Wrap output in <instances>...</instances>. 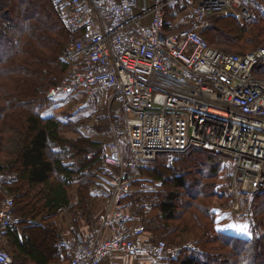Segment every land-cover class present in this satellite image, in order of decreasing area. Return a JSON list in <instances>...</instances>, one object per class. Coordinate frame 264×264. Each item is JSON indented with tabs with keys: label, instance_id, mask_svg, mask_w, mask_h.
<instances>
[{
	"label": "built area",
	"instance_id": "built-area-1",
	"mask_svg": "<svg viewBox=\"0 0 264 264\" xmlns=\"http://www.w3.org/2000/svg\"><path fill=\"white\" fill-rule=\"evenodd\" d=\"M256 0H64L62 19L75 35L63 55L66 74L56 79L49 95L97 89L112 95L104 112H87L95 122L107 120L101 176L105 194L90 226L58 219L60 242L70 255L67 264H140V257L168 258L196 248L192 240L155 241L128 204L145 162L160 154L203 149L235 160L227 191L235 194V215L251 217L240 195L264 193V79L254 70L264 62V45L246 52L212 46L203 30L214 15H233L240 22L253 17ZM182 10L166 29L169 7ZM68 100H70L68 98ZM129 144L134 157H126ZM16 178L0 171V186ZM11 196L0 197V229L19 224ZM60 212L64 211L61 207ZM0 246V264H13Z\"/></svg>",
	"mask_w": 264,
	"mask_h": 264
},
{
	"label": "trees",
	"instance_id": "trees-1",
	"mask_svg": "<svg viewBox=\"0 0 264 264\" xmlns=\"http://www.w3.org/2000/svg\"><path fill=\"white\" fill-rule=\"evenodd\" d=\"M260 2L255 1L248 22L233 15H214L203 35L222 51L257 48L264 43ZM44 3L41 7L39 0H0V171L16 175L0 186V192L14 198L15 214L21 217L19 224L3 231L5 241L0 246L12 254L13 264H67L70 255L65 246L55 245L61 240L57 221L70 217L79 228L93 224L105 194L101 176L109 172L104 162L108 121L95 122L75 108L66 112L63 106L73 104L72 94L48 93L56 79L66 74L63 55L75 35L62 19L64 0ZM181 11L169 7L167 30L182 25V20L177 21ZM254 72L264 79V62ZM96 100L90 98L88 111L104 112L105 107H93ZM50 107L54 112L45 114ZM164 155L145 162L138 181L160 189L136 190L127 200L140 202L135 215L155 241L175 243L190 234L197 239L193 240L196 248L168 258L143 256L140 264H264V193L253 199L251 235L227 231L219 227L223 223L214 199L229 156L193 149L176 154L169 163ZM223 194L227 204L220 205L225 210L233 195ZM148 199L156 211L150 219L145 218Z\"/></svg>",
	"mask_w": 264,
	"mask_h": 264
},
{
	"label": "rangeland",
	"instance_id": "rangeland-1",
	"mask_svg": "<svg viewBox=\"0 0 264 264\" xmlns=\"http://www.w3.org/2000/svg\"><path fill=\"white\" fill-rule=\"evenodd\" d=\"M38 3V2H37ZM39 3L41 7H43L45 5L44 0H39ZM260 5L264 6V0H261ZM254 10V9H253ZM39 13V11H38ZM41 14H39L40 16ZM264 45L260 44L258 46ZM112 95V90L109 88H99L97 89V102L94 103L93 107H95V104L97 105L96 107L98 108H106V104L109 100V97ZM73 98V104L72 103H67L68 105H64L63 109L66 112H73L75 108L76 110H80L79 115L83 114L84 115L88 112V108L92 107L91 101H90V96L88 94V92L86 90H82V89H78L75 93H73L72 95ZM71 99V98H70ZM67 100V99H66ZM70 101V100H69ZM67 101V102H69ZM54 112L53 108H48L44 111L45 114H51ZM87 115V114H86ZM125 151L127 152L126 157L129 159H132L134 157L132 149L130 147L129 144H126L124 146ZM165 157H167V160L169 163L172 162V160L174 159L175 155H169V154H165ZM234 171V165L232 164V159L227 157L226 158V162H225V166L223 167L222 171H221V176H220V187H219V194L217 195V197L214 199V204L216 205L217 208V214L220 215V221L223 223V225H219L220 228L225 229V230H233V231H238L244 234H250V229H249V225H248V221L251 220L252 216H253V196L250 195H246V194H241L240 195V199L243 201V209L245 211H248L250 209V207H252V215L251 217H247V215H243V216H237L234 214L233 210H232V203L235 199V194H231L227 191V186L231 181V177ZM100 184L102 183V180H100ZM160 186L151 182H148L147 184L145 183H138L137 185V189L136 190H146V191H154V190H159ZM223 193H227V194H231L233 195V198L231 200V202L228 204L227 209H221V203H226L227 201L225 199H222L223 197ZM4 196L1 192H0V197ZM128 204H133L130 200L127 201ZM145 202H147V209L145 208V218L150 219L151 217L156 215V211L153 210L152 208V202L150 199L146 200ZM140 203V202H139ZM140 206V205H139ZM138 206V207H139ZM138 207H134L133 209V213L134 215H138L136 212V208ZM198 212V211H197ZM199 214H202V212L199 211ZM219 217V216H217ZM204 218V217H203ZM204 222H208L209 220L204 218ZM192 223H194L192 221ZM210 224V223H209ZM184 236V237H183ZM196 236L198 237V235L196 234ZM179 238H177L178 240ZM189 240H197L195 236L192 235H182L180 236V241H176V242H185V241H189ZM165 261V260H164ZM163 263V262H162Z\"/></svg>",
	"mask_w": 264,
	"mask_h": 264
},
{
	"label": "crops",
	"instance_id": "crops-1",
	"mask_svg": "<svg viewBox=\"0 0 264 264\" xmlns=\"http://www.w3.org/2000/svg\"><path fill=\"white\" fill-rule=\"evenodd\" d=\"M180 20H182V19H180ZM182 23V26H185L188 22H186V21H181ZM73 195H74V193H73ZM61 213H63V212H61ZM72 220L70 219V217H67V221H65L66 223L67 222H71ZM3 231L4 230H2V229H0V245L2 244V243H4V241H5V239L1 236L2 235V233H3ZM67 252V251H66ZM68 253V252H67ZM53 264H55V263H53Z\"/></svg>",
	"mask_w": 264,
	"mask_h": 264
}]
</instances>
